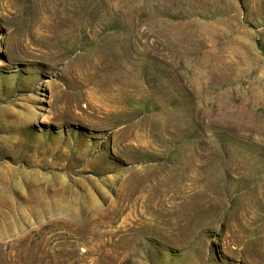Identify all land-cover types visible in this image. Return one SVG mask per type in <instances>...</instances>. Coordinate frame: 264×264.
Instances as JSON below:
<instances>
[{"label":"rangeland","instance_id":"obj_1","mask_svg":"<svg viewBox=\"0 0 264 264\" xmlns=\"http://www.w3.org/2000/svg\"><path fill=\"white\" fill-rule=\"evenodd\" d=\"M0 264H264V0H0Z\"/></svg>","mask_w":264,"mask_h":264}]
</instances>
